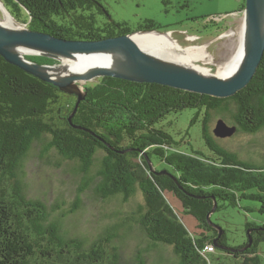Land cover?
Masks as SVG:
<instances>
[{"label": "trees", "instance_id": "obj_1", "mask_svg": "<svg viewBox=\"0 0 264 264\" xmlns=\"http://www.w3.org/2000/svg\"><path fill=\"white\" fill-rule=\"evenodd\" d=\"M105 1L2 0L12 17L29 30L68 41L169 32H162L153 21L137 31L116 22L100 25L98 14L107 12ZM245 6L246 0L240 10ZM26 58L57 65L48 57ZM84 88L87 96L70 122L76 96L0 55V264H125L119 249L112 246L116 233L88 241L63 232L62 219L82 207L90 189L104 201L121 198L124 203L140 192L144 204L127 215L126 222L138 225L151 242L172 247L177 264H262L264 224L248 223L245 241L230 250L226 230L222 228L221 234L210 225L208 215L215 201L217 213L224 205L236 207L242 200L258 202V212L264 215V165L242 160L220 145L211 129L220 116L230 117L240 133L256 135L264 130V57L252 82L229 98L115 77L100 78ZM67 95L75 102L64 104ZM194 109L191 124L202 122L211 155L183 152L180 142L161 127L168 116ZM38 144L43 158L55 152L63 161L78 165L83 182L69 208L65 202L50 206L31 198L20 178ZM157 162L165 169L159 170ZM170 196L184 214L196 219L199 232L184 224ZM211 245L233 262L212 261L214 253L204 256L202 251ZM138 254L135 262L126 264H147Z\"/></svg>", "mask_w": 264, "mask_h": 264}, {"label": "rangeland", "instance_id": "obj_2", "mask_svg": "<svg viewBox=\"0 0 264 264\" xmlns=\"http://www.w3.org/2000/svg\"><path fill=\"white\" fill-rule=\"evenodd\" d=\"M243 2L244 0H106L104 6L107 12L104 15L98 14V23L104 25L116 22L125 24L131 31H137L142 25L153 21L162 32L169 31L182 47L207 46L210 63L201 61L196 64L208 72L204 74L219 76L220 65L231 59L235 47L240 42L241 30L245 23L244 11L240 10ZM2 21H5V16L0 10V23ZM15 24L16 27L27 28L16 20ZM231 34L234 35L229 37ZM190 37H194L196 41H189ZM27 53L25 52V57L39 56ZM52 59L56 60L57 65L54 66L58 68L67 60L63 57ZM98 79L100 78L88 83L93 84ZM80 85L84 89L85 84ZM62 102L73 103L75 97L64 96ZM196 113L197 110L194 109L186 110L180 115L172 114L162 122L161 127L164 125L167 132L180 142L179 149L183 152L211 155L203 138L202 122L191 124ZM219 120H224L231 127L234 126L230 117L225 120L219 116L213 120L212 130ZM217 139L220 145L238 153L242 160L264 165V130L256 135L236 132L230 138ZM41 149L42 145L35 146L34 152L24 163L20 178L22 177L26 183L31 198L41 199L50 206L65 202L66 208H69L75 201L78 187L83 182L82 175L78 173V165L63 161L55 152L43 158ZM157 167L159 170L165 169L159 162ZM170 199L184 224L191 231L199 232L196 219L183 213L177 199L172 196ZM143 204L144 198L140 192H137L132 200L124 203L121 198L104 201L97 197L94 189H90L83 196L82 207L76 213L62 219L63 232L81 236L88 241H93L108 232L116 233L118 237L113 240L112 246L119 249L125 264L135 262L138 253L146 259L147 264H177L178 259L172 247L151 242L138 225L126 222L127 215ZM258 208V202L242 200L236 207L224 205L219 212L214 213L213 220L226 230L231 248L245 241L248 223L264 224V215L258 212ZM259 255L264 264V243L260 245ZM217 258L227 263L233 262L221 250H215L211 255L212 261Z\"/></svg>", "mask_w": 264, "mask_h": 264}, {"label": "water", "instance_id": "obj_3", "mask_svg": "<svg viewBox=\"0 0 264 264\" xmlns=\"http://www.w3.org/2000/svg\"><path fill=\"white\" fill-rule=\"evenodd\" d=\"M244 14L247 36L246 55L238 71L228 79L206 76L192 68L149 54L131 39V35L100 41H68L46 33L31 31L28 28L0 23V55L11 65L19 67L47 83L54 84L66 94L76 96L77 103L69 119L70 122L80 103L87 96V91L85 88H81L80 84H86L103 77L159 84L216 98H229L235 96L252 82L264 57V0H246ZM20 49L28 50V55L55 59L59 57L72 58L75 55L84 54L112 53L116 62L112 68L92 69L83 75H66L64 69L60 70L53 65H42L28 60L19 52ZM52 73L63 75L55 77ZM237 131V126L231 127L224 120H219L213 130L214 135L221 139L230 138ZM150 166L155 172L152 163ZM164 173L167 174L166 171ZM217 206V201H215V208L208 215V222L223 234L222 227L212 222L211 219ZM217 242L218 239L215 240V244ZM227 249L232 250V248Z\"/></svg>", "mask_w": 264, "mask_h": 264}, {"label": "bare ground", "instance_id": "obj_4", "mask_svg": "<svg viewBox=\"0 0 264 264\" xmlns=\"http://www.w3.org/2000/svg\"><path fill=\"white\" fill-rule=\"evenodd\" d=\"M0 10L5 16V21H2V24L8 26H15V20L11 14L6 10V7L3 5L0 0ZM234 34L229 35L233 36ZM228 37V35L226 36ZM131 39L137 43V45L149 54H153L163 60L176 63L188 68H192L199 73L204 74L208 73L202 68L198 67L196 63L201 61L209 62V53L207 51V46L204 45H192L189 47H182L175 39L171 33L163 34L160 32H139L134 35H131ZM189 41H196L194 37H190ZM247 36H246V25L243 24L241 30L240 42L233 51V55L228 62L220 65L219 67V76L217 75H206L217 77L220 79H228L231 77L238 69L240 68L243 59L246 55L247 47ZM19 52L24 56L25 52L28 50L20 49ZM112 53H95V54H84V55H75L72 58H65L67 60L63 61V65L60 67V70H65L66 75L73 74H86L88 71L97 68H112L114 62H116L115 57L111 55ZM207 64V63H206ZM53 76H61L63 74H54ZM227 76V77H225Z\"/></svg>", "mask_w": 264, "mask_h": 264}, {"label": "built area", "instance_id": "obj_5", "mask_svg": "<svg viewBox=\"0 0 264 264\" xmlns=\"http://www.w3.org/2000/svg\"><path fill=\"white\" fill-rule=\"evenodd\" d=\"M215 250H216V248L213 245L206 246L205 249L202 251V254L204 256H206L208 254L215 253Z\"/></svg>", "mask_w": 264, "mask_h": 264}]
</instances>
